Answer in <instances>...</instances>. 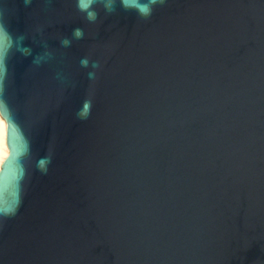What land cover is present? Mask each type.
Returning <instances> with one entry per match:
<instances>
[{
    "label": "water",
    "instance_id": "1",
    "mask_svg": "<svg viewBox=\"0 0 264 264\" xmlns=\"http://www.w3.org/2000/svg\"><path fill=\"white\" fill-rule=\"evenodd\" d=\"M84 2L0 0V264H264V0Z\"/></svg>",
    "mask_w": 264,
    "mask_h": 264
},
{
    "label": "bare ground",
    "instance_id": "2",
    "mask_svg": "<svg viewBox=\"0 0 264 264\" xmlns=\"http://www.w3.org/2000/svg\"><path fill=\"white\" fill-rule=\"evenodd\" d=\"M7 143H6V120L0 113V168L4 161L7 153Z\"/></svg>",
    "mask_w": 264,
    "mask_h": 264
},
{
    "label": "snow or ice",
    "instance_id": "3",
    "mask_svg": "<svg viewBox=\"0 0 264 264\" xmlns=\"http://www.w3.org/2000/svg\"><path fill=\"white\" fill-rule=\"evenodd\" d=\"M87 5H86V3L84 2V0H82V7H86ZM143 11H147V9L145 8V9H142ZM9 143H10V147H13V144H12V141H11V131H10V141H9Z\"/></svg>",
    "mask_w": 264,
    "mask_h": 264
}]
</instances>
